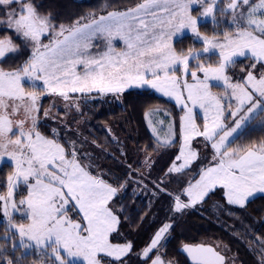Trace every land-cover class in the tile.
Masks as SVG:
<instances>
[{
  "label": "snow or ice",
  "instance_id": "6c2138e0",
  "mask_svg": "<svg viewBox=\"0 0 264 264\" xmlns=\"http://www.w3.org/2000/svg\"><path fill=\"white\" fill-rule=\"evenodd\" d=\"M107 7L101 9L106 15L90 13L57 27L35 0H0V65L26 42L32 47L22 64L8 70L0 66V161L11 162V171L0 180V188H6L0 192V212L8 224L0 237V264H21L20 257L9 258L5 247L17 234L19 248L42 250L38 264H127L124 258L133 247L113 237L120 235V218L110 207L118 188L92 174L91 165L81 161L74 147L63 146L55 131L49 138L40 130L45 95L68 101L75 93L120 94L135 86L173 98L183 112L182 143L175 156L180 163L168 172L182 173L197 158L190 146L197 136L211 142L215 161L181 193H169L177 212L204 201L217 188L229 205L241 208L264 193V138L232 147L252 131L264 133V0H141L125 10ZM206 17L214 27L222 22L218 17H227L230 27L203 35L198 23ZM185 30L202 43L199 51L173 46V38ZM97 38L106 41L107 50L93 54ZM115 39L123 42L122 50L113 46ZM237 58L251 63L246 75L233 82L227 70ZM221 84L222 96L212 91ZM233 100L235 104L224 102ZM197 108L203 113L202 127L196 122ZM154 114L146 113L150 126ZM174 136L169 124L163 140L157 139L173 146ZM14 213H20L19 222ZM170 227L164 224L143 249V264H165L157 246ZM16 249L13 242V253ZM183 251L192 264H225V256L212 247L185 245Z\"/></svg>",
  "mask_w": 264,
  "mask_h": 264
},
{
  "label": "trees",
  "instance_id": "16d2710c",
  "mask_svg": "<svg viewBox=\"0 0 264 264\" xmlns=\"http://www.w3.org/2000/svg\"><path fill=\"white\" fill-rule=\"evenodd\" d=\"M140 2L113 0L107 10L127 8ZM35 3L45 14H52L56 25L70 24L82 15L99 12L105 6L100 0H35ZM218 19L222 21L218 27H214L212 21L200 23L201 33L212 36L214 31L222 33L230 27L226 23L227 17ZM173 45L177 51H186L189 47L202 48V43L190 35L177 38ZM30 51L27 45L23 46L18 54H9L14 58L0 66L8 70L22 64L30 57ZM241 60L244 59H237L232 68L240 70ZM77 99V110L70 114L61 110L52 118L44 119L39 124L40 130L49 138L55 131V138L69 150L84 145L86 155L78 157L91 165L89 170L92 174L100 175L118 188L119 233L125 241L132 242V254L147 247L155 233L164 224H169L171 227L157 246L167 264H191L183 251L184 246L212 243L229 251V259L234 264H260L264 256L263 195L251 198L241 208L229 205L219 195L213 194L196 207L175 211L174 196L169 195L174 193L170 190L168 177L171 175L166 173L180 141L181 113L174 104L164 101L149 89L126 91L115 97L93 95ZM48 101L45 100L43 107ZM150 111L155 113L151 117V126L146 118ZM65 116L67 119L64 121ZM169 124L175 133L173 146H163L157 137L163 140ZM261 138H264V133L252 131L247 139L237 141L232 147ZM0 232L5 233V228ZM9 245L6 244L9 258L20 257L21 264H38V258L43 259V256L32 253L24 258L23 249L17 246L13 253ZM139 264H143V260Z\"/></svg>",
  "mask_w": 264,
  "mask_h": 264
},
{
  "label": "rangeland",
  "instance_id": "374dc122",
  "mask_svg": "<svg viewBox=\"0 0 264 264\" xmlns=\"http://www.w3.org/2000/svg\"><path fill=\"white\" fill-rule=\"evenodd\" d=\"M100 1L103 4H105V5H109L113 0H100ZM131 7H134V6H131ZM131 7H127V8H131ZM127 8H118V9H113V10L108 9L107 11L125 10ZM92 13H95L97 16H99L101 14H105L106 15V12L105 11H101V10L99 12L98 11H93ZM193 15H196V11L193 12ZM199 19H201V20H203L205 22L212 21L211 17L199 18ZM70 24H67V25H70ZM199 24L200 23H198V25ZM58 26L59 25H57V27ZM186 35L192 36L191 32H189L188 30H185L183 33L179 34L178 37H174L173 38V43H174V41L177 38H181V37L186 36ZM42 39H43L44 43H48L49 42L47 37H44ZM112 43H113V46L116 48L117 51H120V50H122L124 48L123 42L120 41L119 39L113 40ZM26 45L32 51L31 42L30 41L26 42ZM93 45L94 46L90 49V52L93 53V54L107 50L106 49V41L103 38L94 39L93 40ZM31 51H30V55H31ZM237 59H240V58H237ZM243 59L244 60H241V61H243V64L241 65L240 70H238V68H232V66H230L231 68L229 67L228 70H227V74L230 77H232L233 82H236L241 77H244L246 75V72L248 70V65L251 63V61L248 60V59H245V58H243ZM242 68L244 69V71L241 70ZM257 68H259V65H257ZM79 70H81V68H78V71ZM257 75H258V73H257ZM36 83L38 85L42 86V81H37ZM212 83L216 84L217 82H212ZM136 89L142 90V89H149V88H147V87L141 88V87L133 86V87L125 89L124 92L131 91V90H136ZM149 90L153 94H155L158 97L162 98L164 101H167V102H170V103L174 104L176 106V108L180 111V113H181L180 116L183 115V112L181 110V106L177 105L176 101L173 98L166 97V96L162 95L161 93L156 92L154 89H149ZM212 91L214 93L222 96L223 95V85L221 84L220 87H213ZM121 94L122 93H120V94H113V93L100 94V93H95V92L90 93V94L75 93V94H71L72 98L70 100H68V101H65L62 97L56 96V95H45V96H42L41 97V101H40L42 106H43V104H44L46 99H49V101L44 107H42L41 119L39 120V124L41 122H43L44 119H46L48 117L52 118V115L60 113L61 110L65 111L67 114H70V112L72 110H77L78 102H76V101L78 100L77 98H79V97H83V96L84 97H91L93 95H99V96L100 95H104L106 97H115V96L121 95ZM224 102L225 103H229L230 102L232 104H235L234 100L233 101H224ZM44 110H48L49 111V115L47 117H44L42 115ZM195 112L197 113V117H198L196 122H197V124H199L202 127V125H203V113L200 111L199 108L195 109ZM68 117H69V115H68ZM65 119H67V116H65L64 121H65ZM181 143H182V138L180 136V141H179V144H178V146H177V148H176V150H175V152L173 154L172 162L170 163V165H169V167L167 168V171H166V173L171 175L168 178H170V180H169V182H170V190H171V192H174V193H181L183 191V188L187 187V184L189 182H195V180L199 179V175H200L202 169L207 168L209 166H213L215 164V161L213 160L214 150L211 147V142L205 141L204 138L201 137V136H197V137H194L191 140V143H190L191 149L197 153V158L195 160H193L192 163L189 165V167L184 169L182 173H169L168 169L172 166V164L174 162L175 163H180V162L175 161V156L179 153V148H180ZM81 145L76 148V152H77V155L79 157H82V155H86V154H84V152H86V148L83 147L84 145H82V146ZM70 150H71V148H70ZM10 164H11V162L7 161L6 158H5L4 161H0V180L6 179L7 174L11 171ZM165 181H166V179H165ZM137 189H139V188H137ZM4 191H6V188H0V192H4ZM213 194L219 195L218 197H221L223 199V201H225L227 203L226 197H224V195H223V190L220 189V188H217L214 191L209 192V194L205 197L204 201L206 199H208ZM258 195H263L264 196V193H256L253 197L258 196ZM253 197H250L249 200L251 198H253ZM117 200H118V191H117V194L113 197V199L110 202V207H112L114 209V211L116 212V214L118 215V211L119 210H118V206H117V203H116ZM181 200L184 201V202H187L188 198L186 196H184V195H181ZM202 202H197L195 205H191V206H195L196 207V206L200 205ZM234 206H239V205H234ZM69 215L71 216L72 213L70 212ZM14 217L19 222L20 213H14ZM4 228L5 229L8 228L7 218L3 217L2 212H0V231L2 229H4ZM8 230H9V232H14L15 231L14 229H8ZM3 234L5 235V233L0 232V237ZM165 234H164V236H165ZM164 236L161 238L160 242L163 240ZM113 237L115 238V242H119V243H128V242H130V241H127V240L125 241L124 240V236L121 233H120L119 236H117V234L114 233ZM13 242L16 243V245L19 247L18 234L16 235V238H15L14 241H12V242L9 241L8 242V243H10L9 247H10L11 250H12V243ZM130 243L132 244V242H130ZM203 243L206 244L207 242H203ZM209 245H212L214 248H216L217 251H219L221 254H223L226 257V263L225 264H234V263H232L233 262L232 259H229L230 255H231L229 251H227L226 249H224L221 246H217L214 243L209 244ZM132 246H133V244H132ZM6 249L8 251V248H6ZM21 249H23V248H21ZM143 249L140 252H137L135 254H132L131 253L132 250H131L130 253L128 254V256L124 258L126 260L127 264H139V263H141V260L144 261V258L142 257ZM153 251H155V249ZM23 252L24 253H28V254L32 253V254H37V255H41L42 256V250H37V249H34V248L33 249H23ZM158 254H159V252H158ZM161 258H162V256H161ZM153 259H155V256H153ZM49 264H51V263H49ZM149 264H150V262H149ZM165 264H167V263L165 262Z\"/></svg>",
  "mask_w": 264,
  "mask_h": 264
},
{
  "label": "water",
  "instance_id": "95a60500",
  "mask_svg": "<svg viewBox=\"0 0 264 264\" xmlns=\"http://www.w3.org/2000/svg\"><path fill=\"white\" fill-rule=\"evenodd\" d=\"M199 245H204V244H199ZM204 246H208V247H212L215 251H217L216 250V248H214L213 246H211V245H204ZM217 252H219V251H217ZM220 253V252H219ZM221 254V253H220ZM188 255V254H187ZM221 255H223V254H221ZM224 256V255H223ZM189 257V256H188ZM226 258V257H225ZM189 259H190V262H191V264H192V260H191V257H189ZM225 263H226V259H225Z\"/></svg>",
  "mask_w": 264,
  "mask_h": 264
}]
</instances>
